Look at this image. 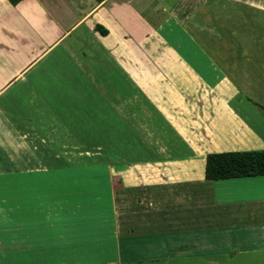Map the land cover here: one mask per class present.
I'll use <instances>...</instances> for the list:
<instances>
[{"label":"crops","instance_id":"obj_1","mask_svg":"<svg viewBox=\"0 0 264 264\" xmlns=\"http://www.w3.org/2000/svg\"><path fill=\"white\" fill-rule=\"evenodd\" d=\"M262 20L264 0H0V97L58 48L65 98L82 99L89 128L98 122L130 146L118 163L132 175L117 171L116 200L131 213L109 236L84 208L60 204L59 185L39 181L53 184L59 173L0 170L10 199L0 264H203L209 233L253 242L247 229L264 230V175L210 181L204 163L208 153L264 148ZM253 77L250 95L237 80ZM256 258L264 264V247L227 260Z\"/></svg>","mask_w":264,"mask_h":264},{"label":"rangeland","instance_id":"obj_2","mask_svg":"<svg viewBox=\"0 0 264 264\" xmlns=\"http://www.w3.org/2000/svg\"><path fill=\"white\" fill-rule=\"evenodd\" d=\"M251 24L256 32H259L260 19L255 14ZM255 37L252 34L251 39L254 41ZM58 52L57 48L44 60L32 66L25 74L28 77L26 81L16 83L13 91H8L0 97V170L59 173V180L54 179L53 184L46 175L39 181L54 188L59 185L60 197L66 199V201L61 199L60 204H74L78 211L84 208L83 210L90 213L93 223L103 221L107 224V231L111 236L116 223L124 218L123 214L131 213V206L123 210V207L118 206L115 196L116 188L122 183V179L117 177V171L129 172L127 180L131 182L130 164L118 163L123 157L130 156L131 148L117 146L115 131L101 133L98 122L92 124L97 129L89 128L91 124L88 121L89 116L84 115L82 99L75 100L74 103L73 99L68 101L65 98L69 83L66 78L63 80V76H59L61 70L59 71L58 65H55L54 61L60 57ZM253 80L247 84L237 80V85L247 94L254 95L257 92L254 88L259 87V83L255 77ZM20 85L22 89H19ZM70 92H73V89H70ZM91 117L97 120L99 118L98 115ZM69 126L72 127V131H69ZM124 135L126 142L130 143L131 133L125 132ZM2 182L3 179H0V183ZM1 186L0 248L3 247L4 219L10 209V199L8 202L4 199V189ZM18 187L19 185H16L14 189ZM14 189L13 195L16 196H13L12 200V213L14 217H19V211L16 210L19 205L15 203L19 198ZM51 196L49 195L50 198ZM68 198L71 200L68 201ZM126 198L128 199L125 201L130 203L131 197ZM47 200L45 197V201ZM50 213V210H46L45 216H49ZM209 228L205 227V230ZM247 231V235L253 237V242L234 241L238 240V235L233 236L221 230L214 231L213 235L209 233L204 237L205 242L199 244V251L201 247L206 257L211 256L205 257L203 264H230L227 257L232 252L241 249L258 250L264 247L263 229L259 230L257 227L251 232L250 229ZM209 239L214 241L209 242ZM246 261L250 264H259L258 258Z\"/></svg>","mask_w":264,"mask_h":264},{"label":"trees","instance_id":"obj_3","mask_svg":"<svg viewBox=\"0 0 264 264\" xmlns=\"http://www.w3.org/2000/svg\"><path fill=\"white\" fill-rule=\"evenodd\" d=\"M8 1L11 4H15L19 0ZM95 29L101 34L106 32L105 29L98 25L95 26ZM261 175H264V148L246 151L212 152L205 156L204 178L206 180L213 181Z\"/></svg>","mask_w":264,"mask_h":264}]
</instances>
